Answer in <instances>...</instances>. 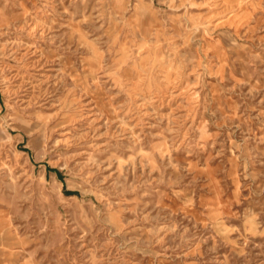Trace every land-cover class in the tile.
<instances>
[{
  "label": "rangeland",
  "instance_id": "rangeland-1",
  "mask_svg": "<svg viewBox=\"0 0 264 264\" xmlns=\"http://www.w3.org/2000/svg\"><path fill=\"white\" fill-rule=\"evenodd\" d=\"M0 264H264V0H0Z\"/></svg>",
  "mask_w": 264,
  "mask_h": 264
}]
</instances>
